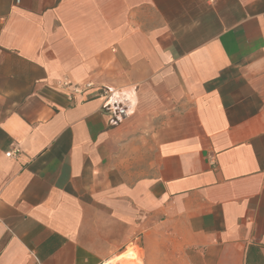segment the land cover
I'll use <instances>...</instances> for the list:
<instances>
[{
  "label": "crops",
  "instance_id": "0c3cea01",
  "mask_svg": "<svg viewBox=\"0 0 264 264\" xmlns=\"http://www.w3.org/2000/svg\"><path fill=\"white\" fill-rule=\"evenodd\" d=\"M113 260L264 264V0H0V264Z\"/></svg>",
  "mask_w": 264,
  "mask_h": 264
},
{
  "label": "built area",
  "instance_id": "2783aa9c",
  "mask_svg": "<svg viewBox=\"0 0 264 264\" xmlns=\"http://www.w3.org/2000/svg\"><path fill=\"white\" fill-rule=\"evenodd\" d=\"M63 86H65L67 89H70L71 93L69 94V97L73 98V95H75L77 93H81L83 90L90 88L91 84L88 83V84L83 85V86H79V85L71 86V85H68L67 83H64ZM108 94H109L108 91H103V95L104 96H107ZM19 153H20L19 150H15V151H12V152H8L5 155L7 157H16V156L19 155Z\"/></svg>",
  "mask_w": 264,
  "mask_h": 264
},
{
  "label": "rangeland",
  "instance_id": "374dc122",
  "mask_svg": "<svg viewBox=\"0 0 264 264\" xmlns=\"http://www.w3.org/2000/svg\"><path fill=\"white\" fill-rule=\"evenodd\" d=\"M125 256L126 257L128 256L129 257L128 259H131L133 263L137 262V257H138L137 252H133L132 250H130L129 253L127 255H125Z\"/></svg>",
  "mask_w": 264,
  "mask_h": 264
},
{
  "label": "bare ground",
  "instance_id": "6f19581e",
  "mask_svg": "<svg viewBox=\"0 0 264 264\" xmlns=\"http://www.w3.org/2000/svg\"><path fill=\"white\" fill-rule=\"evenodd\" d=\"M116 263V261H110V262H108V263H106V264H115Z\"/></svg>",
  "mask_w": 264,
  "mask_h": 264
}]
</instances>
